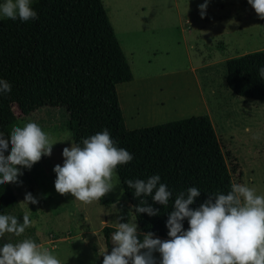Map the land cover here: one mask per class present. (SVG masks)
<instances>
[{
	"label": "rangeland",
	"instance_id": "374dc122",
	"mask_svg": "<svg viewBox=\"0 0 264 264\" xmlns=\"http://www.w3.org/2000/svg\"><path fill=\"white\" fill-rule=\"evenodd\" d=\"M101 1L133 75L116 87L126 128L206 115L232 182L264 195V100L236 96L225 82L227 60L264 49V23L246 0H209L203 19L198 6L204 0ZM13 112L19 126L36 122L56 143L49 156L21 170V183H9L16 203L3 214L18 218L27 212L33 223L20 236H0V245L31 238L61 264L102 261L104 247H112L111 233L110 247L105 244L103 227L114 228L119 203L130 208L116 173L113 188L99 201L85 204L57 193L52 169L62 164L61 151L72 140L64 110L42 107L23 116L13 106ZM25 193L38 201L27 205L30 212L19 204ZM128 222L136 223L135 217Z\"/></svg>",
	"mask_w": 264,
	"mask_h": 264
},
{
	"label": "trees",
	"instance_id": "16d2710c",
	"mask_svg": "<svg viewBox=\"0 0 264 264\" xmlns=\"http://www.w3.org/2000/svg\"><path fill=\"white\" fill-rule=\"evenodd\" d=\"M32 10L37 20L27 24L0 19V79L11 86L10 93L0 97V134L5 139L19 126L13 106L23 116L42 107L62 108L75 142L107 129L117 146L133 155L132 161L114 171L130 205L118 204L117 223L128 222L133 215L140 232L165 239L176 193L197 187L201 194L191 206L195 207L209 194L230 190L231 175L208 116L126 128L116 87L131 82L133 75L101 0H34ZM260 67L264 49L227 60V88L236 96L263 101ZM152 174H159L173 192L166 206L152 201L151 195L135 196L124 183ZM141 201L157 214L136 213L134 206ZM15 203L9 184L0 186V214ZM102 230L109 248L115 228Z\"/></svg>",
	"mask_w": 264,
	"mask_h": 264
},
{
	"label": "clouds",
	"instance_id": "9594fccd",
	"mask_svg": "<svg viewBox=\"0 0 264 264\" xmlns=\"http://www.w3.org/2000/svg\"><path fill=\"white\" fill-rule=\"evenodd\" d=\"M208 2L204 0L198 6L201 19ZM33 3L34 0H0V19L21 24L34 22L37 15L32 10ZM246 3L264 20V0ZM258 73L264 78V67ZM10 91L11 86L0 79V97ZM67 140L69 146L61 151L62 164L52 169L54 190L61 195L68 193L85 204L99 201L113 188L111 181L116 167L132 161L133 155L118 147L107 129L79 142ZM55 143L33 121L13 127L7 139L0 134V186L21 183L18 181L23 174L21 170H30L42 156H49ZM124 183L134 190L135 196L151 195L152 201L162 206L173 198V192L161 182L159 174ZM200 194L194 186L175 194L165 223L167 239L153 238L150 231L138 234L134 222L114 223L111 251L104 247L101 264H264V195L247 184L233 183L227 193L209 194L203 202L191 207ZM29 203L35 205L38 201L31 193H25L19 204L27 208ZM134 207L136 213L157 214L143 201ZM32 223L27 212L19 219L0 214V236L5 233L20 236ZM0 264H61V261L31 238H24L0 245Z\"/></svg>",
	"mask_w": 264,
	"mask_h": 264
},
{
	"label": "crops",
	"instance_id": "0c3cea01",
	"mask_svg": "<svg viewBox=\"0 0 264 264\" xmlns=\"http://www.w3.org/2000/svg\"><path fill=\"white\" fill-rule=\"evenodd\" d=\"M129 83V82H128Z\"/></svg>",
	"mask_w": 264,
	"mask_h": 264
}]
</instances>
